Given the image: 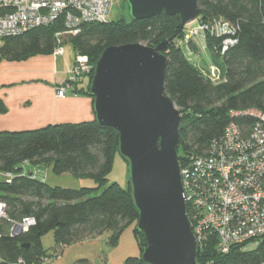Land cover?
<instances>
[{"label":"trees","instance_id":"1","mask_svg":"<svg viewBox=\"0 0 264 264\" xmlns=\"http://www.w3.org/2000/svg\"><path fill=\"white\" fill-rule=\"evenodd\" d=\"M196 1L202 19L219 17L238 25L236 45L223 54L215 46L220 38L216 40V36L209 33L202 43L191 41L187 45L190 53L192 49L209 52L213 64L221 67L226 80L215 85L181 46L188 27L181 23L178 15L161 11L146 19L83 23L78 34L64 37L65 42L71 40L73 51L87 55L93 63L85 88L87 94L95 60L104 47L136 42L155 47L159 42H166L164 91L181 113L177 148L180 160L185 154L207 150L209 142L223 134L230 120L229 110L250 107L264 110V0ZM62 28V20L58 19L20 35L2 37L0 60H22L50 53L57 43L54 35ZM78 82H74L75 93ZM2 112L5 105L0 97ZM234 120L249 128L254 117L239 116ZM118 141L114 128L102 126L94 119L0 131V172L14 174L8 182L0 176V202L5 203L6 214L0 219V264H19L18 261L42 264L43 259L50 256L40 241L47 231H53L55 248L60 250L103 232H109V244L115 245L122 231L131 227L140 253L143 251L145 238L136 227L138 211L133 204L130 182L123 187L107 177L113 158L119 153ZM24 161L42 168L50 165L56 173L69 171L88 176L96 185L75 189L52 186L46 178L31 177L26 171L20 173ZM125 162L128 166L127 160ZM25 168L28 173L30 167ZM24 217H33L35 223L19 235H10L12 222H21ZM140 253L127 256L124 264H145ZM196 257L198 264H206V261L246 264L257 261L261 254L256 251L222 258L212 243H206L198 249Z\"/></svg>","mask_w":264,"mask_h":264},{"label":"built area","instance_id":"2","mask_svg":"<svg viewBox=\"0 0 264 264\" xmlns=\"http://www.w3.org/2000/svg\"><path fill=\"white\" fill-rule=\"evenodd\" d=\"M110 4L111 0H0V39L61 19L63 28L55 33L57 43L51 51L58 56L63 52L64 37L78 34L83 23L106 21ZM211 21V26L197 21L198 26L188 29L181 43L186 48L191 41L202 43L209 33L220 38L221 54L236 45L237 24L219 17ZM92 67L87 55L75 52L69 79L55 87L56 96L75 94L74 82L90 76ZM200 69L214 85L226 80L215 63ZM229 111L230 120L223 134L212 139L207 150L185 154V158L179 159L186 213L198 249L212 243L222 258L257 251L261 257L246 264H264V110L250 107ZM239 116H252L254 122L249 128L244 127L234 120ZM23 163L20 173L26 171L31 177L46 178L45 168ZM25 166L30 167L28 173ZM13 175L12 171L0 172L7 182ZM4 209L5 203L0 202V219L6 217ZM34 223L33 217L12 222L10 235L15 234L16 225L21 234ZM48 260L45 257L42 264Z\"/></svg>","mask_w":264,"mask_h":264},{"label":"water","instance_id":"3","mask_svg":"<svg viewBox=\"0 0 264 264\" xmlns=\"http://www.w3.org/2000/svg\"><path fill=\"white\" fill-rule=\"evenodd\" d=\"M129 19L163 11L182 24L200 16L196 0H122ZM166 42L103 48L94 63L88 94L94 120L118 132L119 154L128 162L136 227L145 238L140 258L149 264H198L182 190L177 148L180 111L164 91ZM19 225L13 229L19 235Z\"/></svg>","mask_w":264,"mask_h":264},{"label":"crops","instance_id":"4","mask_svg":"<svg viewBox=\"0 0 264 264\" xmlns=\"http://www.w3.org/2000/svg\"><path fill=\"white\" fill-rule=\"evenodd\" d=\"M63 44V52L58 56L50 52L22 60H0V97L5 105V112L0 113V131L94 119L92 98L85 93L87 77L77 83L75 94L66 97L55 94V87L69 79L75 55L72 49L73 58L69 60ZM126 228L115 245L109 244V232L89 236L60 250L55 243L53 247L42 245L50 253L45 264H124L127 256L140 253L136 237L132 231L127 233Z\"/></svg>","mask_w":264,"mask_h":264},{"label":"rangeland","instance_id":"5","mask_svg":"<svg viewBox=\"0 0 264 264\" xmlns=\"http://www.w3.org/2000/svg\"><path fill=\"white\" fill-rule=\"evenodd\" d=\"M111 8L110 11L107 15V21H112V20H117L119 18H124V19H129V15L127 12V4H125V2H123L122 0H111ZM218 18V17H216ZM197 21L201 22V23H207L209 24V26H211V20H206V19H202L200 16L190 22V25H187L188 29H191L193 27L198 26ZM187 29V30H188ZM186 30V31H187ZM185 31V32H186ZM184 32V34H185ZM185 36V35H184ZM184 36L182 37V39L184 38ZM217 37H215L216 39ZM218 40V39H216ZM1 41V39H0ZM181 41V39H180ZM65 42V41H64ZM184 43V42H182ZM220 40L219 42H217L215 44L218 52L220 53ZM184 47L185 51L187 52L186 46L181 45ZM63 48L65 51V56L70 60L71 58H73V44L71 42V40L66 41L63 44ZM188 53V52H187ZM221 54V53H220ZM190 57V60L193 61V63L199 67H207V65L211 62L213 64V59L210 56L209 52H206L204 50H191V53L188 54ZM217 67H219L217 65ZM219 73H222V69L221 67H219ZM223 75V74H222ZM215 79V78H214ZM89 81V76L87 77V81L85 84H87V82ZM177 109L179 110V108L177 107ZM113 164H112V168L110 169L109 173H108V178L111 181H115L118 182L119 185L121 184L123 187H127L128 186V181H129V171H128V166L127 163L125 162V160H123L121 158V155L119 153L115 154L114 158H113ZM28 167V166H27ZM46 170L45 174H46V182L49 185H57L60 187H70V188H79L82 186H95L96 183L95 181L88 177V176H82V175H77V174H73L69 171H63L62 173H56L54 172L52 166L47 165L44 167ZM129 231H132L131 227L126 228V232L129 233ZM54 237H53V231H47L44 233V235L41 237L40 241L43 243L42 245L45 247V245H49V247H53L54 246Z\"/></svg>","mask_w":264,"mask_h":264}]
</instances>
